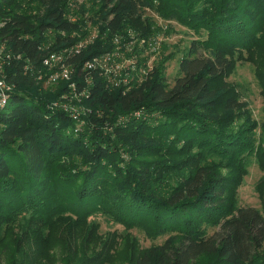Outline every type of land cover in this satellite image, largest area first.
I'll return each instance as SVG.
<instances>
[{"label": "trees", "instance_id": "trees-1", "mask_svg": "<svg viewBox=\"0 0 264 264\" xmlns=\"http://www.w3.org/2000/svg\"><path fill=\"white\" fill-rule=\"evenodd\" d=\"M72 1L86 0H0L16 86L0 109V264H50L58 247L62 264H114L117 241L90 249L101 239L88 222L98 213L169 236L130 264H264V202L262 211L239 207L234 193L251 157L264 170V149L228 82L237 53L264 52V0H99L88 11L103 25L81 49L87 33L70 18ZM148 10L201 38L174 85L163 61L118 88L104 69L84 68L112 53L116 37L151 43ZM66 49L85 93L83 124L54 106L68 84L45 91L37 78L47 53Z\"/></svg>", "mask_w": 264, "mask_h": 264}, {"label": "rangeland", "instance_id": "rangeland-1", "mask_svg": "<svg viewBox=\"0 0 264 264\" xmlns=\"http://www.w3.org/2000/svg\"><path fill=\"white\" fill-rule=\"evenodd\" d=\"M97 4H99V0H96V2L86 0L78 1V3L76 1L70 3V18L74 22L81 19L85 23L84 31L87 33V38H85L86 40L84 42H81L84 46L96 40L100 26L103 25L99 21L100 18L93 16L88 11ZM95 9L98 8L96 7ZM145 16L155 23L157 28L156 35L153 37L151 43L149 41L146 43L143 39L138 41L139 39L135 38V34L130 38L129 42L123 39L117 42L119 43L117 45H120L118 46V62H116L119 73L115 79L121 80L126 75L128 80L134 76L142 79L143 73L141 71L139 72L140 74L136 73L135 69H138V71L140 69L148 71L158 62L163 61L168 81L171 85H174L175 79L178 76L180 61L186 55L192 42L201 38L198 33L191 31L189 28L175 21H166L153 11H146ZM203 38H205V35H203ZM52 45L53 43L49 41L45 48L49 49ZM80 47L82 46L80 45ZM65 51L69 52L68 49ZM138 61L141 62L140 65ZM110 67L113 68V65ZM70 69L72 70V67ZM114 71H117L116 68ZM53 76H57L58 79L52 81L51 78ZM263 77L264 52L256 51L250 55L247 52H242L241 54L237 53L235 55V68L228 82L231 86L235 87L240 100L246 104L244 108L246 110L245 112L258 123L259 127L256 129L257 145H261L264 149V131L261 128V125L264 124V84L262 85L261 83V81L264 83ZM37 78L39 81H42L41 85L45 91H56L64 83H67L68 89L71 90L70 85L75 84L74 72L73 76H70V80H63L58 67L39 75ZM113 86L114 88H118L115 85ZM84 98L83 94L80 95L76 90H73L68 95H62L59 100L53 103L58 106H67L72 112L78 113L79 116H86L87 108L82 104ZM245 112H243L244 115ZM81 120L84 121L83 119ZM243 120L238 121L236 126L243 123ZM224 171L226 172L227 170L224 169ZM234 193L239 207H254L262 211L264 202V170L258 164L255 157L249 159L247 174L243 177ZM88 222L98 226L97 234L101 238L92 241L94 243L91 245V250L101 249V241L108 240L110 243L114 242V244L117 241L115 252L120 251V256L114 264H130L129 261L132 255H136L139 251H144L153 246L162 245L169 238V236L151 237L143 229L138 227L126 229L99 213L92 215L88 219ZM216 231L217 229H212L209 232L213 234ZM20 234L21 232L18 236H21ZM112 238L117 240H113ZM52 255L54 257L50 264H62L61 257L63 254L61 247L55 249Z\"/></svg>", "mask_w": 264, "mask_h": 264}, {"label": "built area", "instance_id": "built-area-1", "mask_svg": "<svg viewBox=\"0 0 264 264\" xmlns=\"http://www.w3.org/2000/svg\"><path fill=\"white\" fill-rule=\"evenodd\" d=\"M122 37H116L113 42L115 44V50L112 53L107 54L105 57L101 58V59H95L94 61L88 62L85 64L84 68L87 69H95L96 67H100L102 69L105 70L106 74L110 76V78L113 80V85L120 87L122 85V83H129V80L127 79V75L126 77H123L121 80H117L115 79L119 73V69L116 62H118V54H119V50H118V46L117 45L119 43H117L119 40H121ZM82 47L84 45L80 44ZM79 45V49H81L82 47H80ZM126 46V45H125ZM65 56H66V51H60V52H48L47 56L45 57L44 61H43V66L46 68L47 71H52L55 69V67H58V69H60L61 72V77L63 80H70V76H73V69L71 70L70 66L67 65V63L65 62ZM12 58V54L10 52H7L6 49V45L5 44H1L0 43V109L4 108L7 103L9 102L12 94L14 93L16 86L12 83H10L7 80V74H6V65H8L10 63V60ZM18 59H20V57H18ZM137 64V63H136ZM113 65V68H111L110 66ZM116 68V72L114 71V69ZM135 71H138V69H135ZM143 73L144 77L147 74V71H143V69H140L139 72ZM140 74V73H139ZM41 75V74H40ZM58 79L57 76H53L51 78L52 81H56ZM143 79V78H142ZM70 88H72L71 90H76L77 91V85L72 84L70 85ZM75 94V93H74ZM80 95H84L85 97V93L81 92L78 93ZM55 107H59L60 109H63L64 111L68 112L77 122H80L81 124L84 123V121L81 120V115L79 116L78 113H74L71 111V109L67 106L64 105H54ZM138 116H140V114L138 113ZM126 118H122L121 121H125Z\"/></svg>", "mask_w": 264, "mask_h": 264}]
</instances>
